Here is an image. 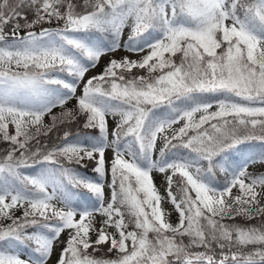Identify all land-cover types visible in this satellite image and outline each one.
Returning a JSON list of instances; mask_svg holds the SVG:
<instances>
[{
    "label": "snow or ice",
    "instance_id": "6c2138e0",
    "mask_svg": "<svg viewBox=\"0 0 264 264\" xmlns=\"http://www.w3.org/2000/svg\"><path fill=\"white\" fill-rule=\"evenodd\" d=\"M54 254L264 264V0H0V264Z\"/></svg>",
    "mask_w": 264,
    "mask_h": 264
},
{
    "label": "rangeland",
    "instance_id": "374dc122",
    "mask_svg": "<svg viewBox=\"0 0 264 264\" xmlns=\"http://www.w3.org/2000/svg\"><path fill=\"white\" fill-rule=\"evenodd\" d=\"M45 26H47V25H45ZM127 35H128V29H125V33H124V38L125 39L127 38ZM126 54L127 55H131L129 53H125L123 51H119V52L114 54V57L115 58H120L121 56L126 55ZM131 58L138 59L139 57L135 56V55H132ZM108 59H109L108 56L102 57L101 60H100L99 66L97 68H95V69H92L89 73H87L85 79H87L89 76L98 74L102 70L103 66L107 63ZM78 94H79V89H78ZM74 103H75V101L73 100L68 105V107H72V105ZM60 111H61L60 108L53 109V113H56V114H58ZM45 120H46V122H48L49 121V117H45ZM110 123H111V121H110ZM158 147H159V144H158ZM108 155L110 156L111 153L109 152ZM252 170L253 171H258L259 169L254 167ZM152 175H153L154 183L156 184V186L159 189L160 193L163 195L164 194V190H165L164 176L162 174L158 173V172H153ZM233 194H236V190L235 189L233 190ZM162 207L170 214L169 215L170 222H173V223L177 222L178 214L173 210V206L170 203H168V202H164L162 204ZM61 239L63 240L64 236H62ZM55 259H56V256L54 254L52 264H54Z\"/></svg>",
    "mask_w": 264,
    "mask_h": 264
},
{
    "label": "trees",
    "instance_id": "16d2710c",
    "mask_svg": "<svg viewBox=\"0 0 264 264\" xmlns=\"http://www.w3.org/2000/svg\"><path fill=\"white\" fill-rule=\"evenodd\" d=\"M105 248H106V246H105ZM97 255H99V253H97Z\"/></svg>",
    "mask_w": 264,
    "mask_h": 264
}]
</instances>
